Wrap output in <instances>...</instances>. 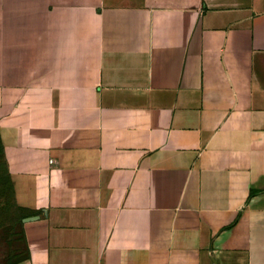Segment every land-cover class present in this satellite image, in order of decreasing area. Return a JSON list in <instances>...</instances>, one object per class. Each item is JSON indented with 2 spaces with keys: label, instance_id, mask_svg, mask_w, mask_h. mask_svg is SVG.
Here are the masks:
<instances>
[{
  "label": "crops",
  "instance_id": "0c3cea01",
  "mask_svg": "<svg viewBox=\"0 0 264 264\" xmlns=\"http://www.w3.org/2000/svg\"><path fill=\"white\" fill-rule=\"evenodd\" d=\"M9 264H264V0H0Z\"/></svg>",
  "mask_w": 264,
  "mask_h": 264
},
{
  "label": "rangeland",
  "instance_id": "374dc122",
  "mask_svg": "<svg viewBox=\"0 0 264 264\" xmlns=\"http://www.w3.org/2000/svg\"><path fill=\"white\" fill-rule=\"evenodd\" d=\"M4 165L0 157V177ZM0 178V264H9L24 254L21 212L12 201L10 191Z\"/></svg>",
  "mask_w": 264,
  "mask_h": 264
},
{
  "label": "trees",
  "instance_id": "16d2710c",
  "mask_svg": "<svg viewBox=\"0 0 264 264\" xmlns=\"http://www.w3.org/2000/svg\"><path fill=\"white\" fill-rule=\"evenodd\" d=\"M1 156H2V150H1V146H0V157ZM0 178H2V180H3V183L2 184H4L5 186H7L8 189H9V191H10L11 185H10L9 177H8V174H7L6 170H5V168H4V173H3V175H1ZM10 194H11V191H10ZM20 219H21V216H20Z\"/></svg>",
  "mask_w": 264,
  "mask_h": 264
}]
</instances>
